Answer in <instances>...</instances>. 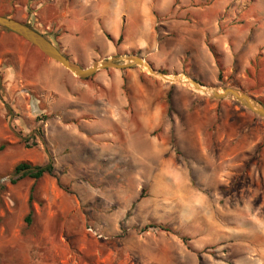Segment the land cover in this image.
<instances>
[{
	"label": "rangeland",
	"instance_id": "374dc122",
	"mask_svg": "<svg viewBox=\"0 0 264 264\" xmlns=\"http://www.w3.org/2000/svg\"><path fill=\"white\" fill-rule=\"evenodd\" d=\"M21 1L0 0V15L29 23V12ZM190 1L193 9H204L207 19L199 22L194 18L193 22L188 16L177 21L192 26L197 40L183 42L176 54L156 62L153 57H142L166 77L183 74L205 86L239 89L264 106V97L259 95L264 89V64L260 67L256 61L252 68L239 70L234 66V54L226 56L212 42L215 35L227 30L214 17L229 14L238 24L251 27L257 2ZM202 25L206 26L201 29ZM3 34L11 32L0 26V264H234V256L243 249L234 246L235 236L230 234L241 229L250 236L264 221V121L260 116L233 99H213L187 83L170 81L134 65L141 72L142 85L125 81L119 91L123 98L114 100L118 108L111 118L115 126L120 124L114 126L119 140H125L124 125L130 136L144 142L149 154L145 162L150 164L157 159L150 155L149 143L161 142L168 151L161 159L172 156L177 173L154 180L152 174L147 175L151 168L145 163L150 179L131 180L132 162L121 156L102 160L103 149L93 147L96 136H103L94 133V127L109 120L100 115L104 109L98 101L93 116L72 122L69 127L77 132L71 138L62 135L53 146L47 133L62 123L56 111L46 107L51 95L31 84L38 67L27 62L26 51L7 52L15 45ZM19 38L27 48H36ZM130 55L140 54L106 59L121 61ZM72 60L83 67L101 61L86 65L82 55ZM126 69H101L82 79L99 82L102 74L113 77L115 70L124 77ZM95 87L103 93L101 85L95 83ZM112 88L117 91L116 85ZM154 106L163 108L155 110L158 115L153 113ZM149 107L152 109H146ZM138 109L145 111L144 117L137 115ZM142 119L153 126L144 136L137 129ZM30 135L37 145L29 148L25 140ZM108 151L122 152L118 148ZM49 159L58 180L45 174L37 181L10 182L18 162L42 164ZM30 208L33 212L28 221ZM88 225L102 226L107 238L88 233Z\"/></svg>",
	"mask_w": 264,
	"mask_h": 264
},
{
	"label": "crops",
	"instance_id": "0c3cea01",
	"mask_svg": "<svg viewBox=\"0 0 264 264\" xmlns=\"http://www.w3.org/2000/svg\"><path fill=\"white\" fill-rule=\"evenodd\" d=\"M255 2L257 5L250 17L251 27L238 24L229 14L214 17V20H220L221 25L227 30L215 35L212 42L226 56L229 53L234 54V66L239 70L252 68L256 61L260 63V67L263 66L261 63L264 64V0ZM20 4L21 6L24 4L28 10L26 16L34 29L45 35L54 45L61 47L62 52L73 54L70 58L77 60L79 55H82L86 65L110 56H126L132 53L140 54L147 60L153 57L155 62L158 58L173 56L183 42L192 44L193 39L198 38L192 26L177 21V18L189 16L193 22L194 18L198 21L207 19L203 8L190 7V0H22ZM202 26L201 29L206 25ZM205 35L204 32V39ZM3 36L13 41L15 45L14 48H7V52L22 54L26 51L27 62L33 67H38L39 71L31 80V84L40 85L43 91H47V95H51L46 107L51 109V112L56 111L61 120L59 122L62 123L61 126L53 125L47 133L48 137L54 140L53 146H56L62 135L71 138L77 130L69 125L77 122L79 118L93 116L98 101L102 110L104 109L100 115L109 118L98 122L93 129L94 133L103 134L100 137L96 136L97 142L93 144L94 148L103 149L100 158L101 155L102 160L121 156L125 162L133 164L129 179H150V176H146L144 167L145 158L149 155L145 152L144 142L140 143L138 139L130 136V130L124 125L121 128L125 140L120 141L115 128L120 124L115 126L114 118H111L117 114L115 98L120 100V97L124 96L119 91L125 85V81L131 86L142 85L139 82L141 72L136 66L127 68L124 77L119 70H115L116 74L113 77L107 73L102 74L97 78L99 82H95L103 87V93H99L91 79L76 77L61 64L45 58L36 46L27 48V43L20 40L14 32ZM212 59L214 61V58ZM22 64L23 61L20 62L21 66ZM215 67L217 68L216 65ZM57 72L61 74L60 77L57 76ZM141 75L143 78L146 77L144 74ZM113 85L117 86L115 92ZM259 95L264 97V89ZM129 97L130 95L124 97L125 105L127 101L129 103ZM32 101L33 99H30L31 105ZM158 107L163 109L162 106L146 109H152L153 113L158 115L155 111L160 109ZM138 111H140L137 113L138 116H145V111L140 109ZM82 122L86 128L90 127L85 120ZM137 129L144 136L153 129V126L142 119L141 126ZM149 144L152 149L150 155L154 160L157 159V163H146L151 168L150 171L148 169L147 175L152 174L154 180H162L165 173L176 175L177 165L174 158L169 156L167 160L161 159L168 152L165 146L153 140ZM116 148L122 152L114 154L108 151V149L114 151ZM257 228L259 229L254 234L250 233V236L244 234L241 229L230 234L235 236L234 246L243 249L242 253L234 256V264H264V221L260 222Z\"/></svg>",
	"mask_w": 264,
	"mask_h": 264
},
{
	"label": "water",
	"instance_id": "95a60500",
	"mask_svg": "<svg viewBox=\"0 0 264 264\" xmlns=\"http://www.w3.org/2000/svg\"><path fill=\"white\" fill-rule=\"evenodd\" d=\"M0 26L9 29L11 32H14L18 36L22 37L30 44L36 46L44 55L61 64L63 67L68 69L71 73L79 78H88L101 69H126L134 65H142L144 63L148 64L151 69L155 71L153 67L140 55H130L128 57H125L121 61L117 59H104L95 62L89 67H83L67 57L45 35L18 19L0 15ZM191 82L197 89H200L202 86L206 87L207 89L205 91L208 93L204 94L213 99H233L241 103L244 107L260 116L264 121V106L246 92L232 87H209L202 85L194 79H191Z\"/></svg>",
	"mask_w": 264,
	"mask_h": 264
},
{
	"label": "trees",
	"instance_id": "16d2710c",
	"mask_svg": "<svg viewBox=\"0 0 264 264\" xmlns=\"http://www.w3.org/2000/svg\"><path fill=\"white\" fill-rule=\"evenodd\" d=\"M5 16H9V15H5ZM26 24H29V23H26ZM29 26H31V25L29 24ZM2 28L7 30V31H10L9 29H6L4 27H2ZM218 77L221 78V72L219 73ZM39 133H40V135H42V132L39 131ZM35 141L36 140H35L34 136H31L25 140V145L29 148L36 146L37 142H35ZM12 174H13V177L10 179V182L13 184L18 182L21 179H24V178H31L34 181H37L38 179L43 177L45 174H48V175H50V176H52L58 180L57 175L55 173V166H54V163L51 159H49L47 162L42 163V164H32L30 162H25V161L18 162L17 164H15ZM59 184H60V182H59ZM29 200H31V197ZM30 209L31 210H30L28 216L26 217V220H28V221H29V216L33 212V209L32 208H30Z\"/></svg>",
	"mask_w": 264,
	"mask_h": 264
},
{
	"label": "bare ground",
	"instance_id": "6f19581e",
	"mask_svg": "<svg viewBox=\"0 0 264 264\" xmlns=\"http://www.w3.org/2000/svg\"><path fill=\"white\" fill-rule=\"evenodd\" d=\"M141 67H146V68H147L151 73H153V74L161 75V74H158L157 72L153 71V70L151 69V67H150L148 64H146V63L142 64ZM161 76L164 77V78H166V79H168V80H170V81L177 80V81H180V82L187 83L188 85H191L192 88H194V89L197 90L198 92H199V91L202 92L203 94H204V93H208V92L205 91V90L207 89L206 87H203V86H202L200 89L195 88V86H194L193 83L191 82V79H190L189 77L183 75V74H178V75H175L174 77H172V76H170V77H166V76H164V75H161Z\"/></svg>",
	"mask_w": 264,
	"mask_h": 264
},
{
	"label": "built area",
	"instance_id": "2783aa9c",
	"mask_svg": "<svg viewBox=\"0 0 264 264\" xmlns=\"http://www.w3.org/2000/svg\"><path fill=\"white\" fill-rule=\"evenodd\" d=\"M88 233L92 234L96 238H107V234L104 232L102 226L99 225H88L86 227Z\"/></svg>",
	"mask_w": 264,
	"mask_h": 264
}]
</instances>
